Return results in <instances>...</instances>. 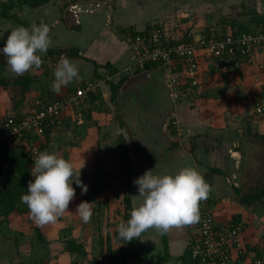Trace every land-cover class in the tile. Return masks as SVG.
I'll use <instances>...</instances> for the list:
<instances>
[{
	"label": "crops",
	"instance_id": "0c3cea01",
	"mask_svg": "<svg viewBox=\"0 0 264 264\" xmlns=\"http://www.w3.org/2000/svg\"><path fill=\"white\" fill-rule=\"evenodd\" d=\"M178 1L78 0L75 4L82 8V13L77 15L80 22L75 23L73 18L71 20L72 13H69L68 21H66L68 24L64 19L63 0H49L38 7L24 5L19 12L18 10L15 12L21 21L28 23V26L41 22L49 26L52 40L50 49L77 47L83 55L91 59L66 57L77 64L79 77L69 86L62 88L63 96L75 94L77 88L83 87L89 80L99 83L96 93L90 96L87 94L88 97L86 96L78 106L71 105L65 110L64 125L50 135L53 140L57 137L60 140L61 134L67 135L63 131L75 124L77 133L74 135L77 139L76 153L79 155L77 158L79 164L82 165L83 160L85 166L98 164L100 171L114 167L116 170H122L123 182L128 181L130 189L135 194L138 188L133 181L147 170L153 169L154 174H169L186 166L197 169L210 187L209 196L215 207L217 223L238 221L237 224L242 225V238L245 243L252 248L251 250L262 255L264 253L263 237L259 238L258 244H252L248 239L252 233H258V230L253 231L251 228L254 222H259L262 230L264 229V204L241 203L233 189V184L241 187L252 183L251 187L255 189L264 183V113L254 112L253 114V106L264 99V54L257 53L252 63L246 64L226 78L207 62L204 67L207 74L204 84L194 88L193 92L186 97L188 100L183 98L181 103L178 101L179 104L171 97L172 88L162 68L140 71L136 69L134 53L127 42L121 39L119 32L133 26L144 29L152 23H160L166 28L170 27V31L167 29L169 34L175 36L177 31L173 30L171 26L173 19L169 17H172L171 13H176L175 10L178 9L176 13L179 15L178 18L186 15L202 16L210 23L207 27L213 33H223L224 28L221 27V30L216 26L222 24L225 18H229L230 8L237 7L243 14L252 11L264 16V0H250L247 3L244 2L245 0ZM218 15L221 16V21L216 25L211 24L212 21H216L215 17ZM186 23L187 21L179 20L175 26V28L181 27L178 33L188 27ZM77 25L78 29H74ZM225 28L228 32V26ZM260 29H262L261 26L258 27V30ZM9 34L10 30L3 33L0 29V47H3ZM48 55V53L42 54V60L49 64L48 61L51 59L50 63L53 65L54 56ZM56 55L58 58V54ZM95 62L99 64L98 69ZM108 63H111V69L105 65ZM0 64L7 66L5 59L1 60ZM41 65L44 66L43 63ZM143 72H148L149 75L141 76ZM123 78L125 82L120 88L117 101L113 102L109 82L117 83ZM131 78H135V81L129 84L128 81ZM3 89L0 85V116L9 111L12 112L11 110L29 114L38 110L46 99L54 98L55 93L52 91V96L48 95V97L42 94L38 96L36 91L31 89L23 102L19 103V108L15 109L16 104L11 102L10 98L8 99ZM136 95L142 98L139 99L141 106L131 105L129 109L121 106L125 99L128 101L129 97H136ZM168 96L172 98V102L176 103L175 105L171 104ZM249 103L252 107H247ZM30 106L34 109L33 111H28ZM124 107L128 113V115L126 113L127 119L133 121L135 128L141 129L140 132L150 124L151 115H158L155 117L156 130L148 139L151 141L149 143L151 150L148 151L156 153L152 155L151 162L149 161L151 154L139 142H136L135 146L140 145L145 150L146 160L145 152H135L127 143L124 148L125 168L120 154L114 153L115 156L118 155L117 158H111L113 155L108 154L115 151L113 142L116 137L114 135L120 133L126 135L127 124L120 118L121 124L117 115H125ZM161 114H164L163 117L165 114H174L172 118L178 119L179 125H186L189 134L185 138L181 137L183 138L181 140L180 136L174 132L177 129L175 125L172 126L174 129L171 127V132L161 130L159 127ZM163 122L166 124L165 121ZM25 144L26 142L23 145ZM11 166V163L6 161L4 167L0 169V179L6 176L4 183L12 175ZM218 170L221 173H217ZM96 182L98 183V180ZM135 199L138 200V196H135ZM27 213H12L7 218L0 214V264H40L41 259L36 249L40 243L45 242L43 237L51 240V234L47 224L36 225ZM37 228L42 231V238ZM157 232L159 234V231ZM168 233L170 251L174 248L173 251L179 253L174 254L175 261L183 262L178 257L187 250L188 241L191 239L189 225L172 228ZM160 234L161 237L157 239V243L153 240L151 243L152 238L144 236V239L147 238V246H156L155 254H153L157 258L156 262L165 261L163 233ZM63 255L62 264H68L71 255L67 252ZM44 261L46 262L44 264L49 262Z\"/></svg>",
	"mask_w": 264,
	"mask_h": 264
},
{
	"label": "rangeland",
	"instance_id": "374dc122",
	"mask_svg": "<svg viewBox=\"0 0 264 264\" xmlns=\"http://www.w3.org/2000/svg\"><path fill=\"white\" fill-rule=\"evenodd\" d=\"M8 1L9 0H0V2H8ZM64 1L65 0H63V3H65ZM249 1L250 0H245L244 2L247 3ZM178 2H180V0ZM74 5L77 4H73V6ZM234 9L235 10L233 11V9L230 8L228 14L229 18H225L223 20V23L220 24L221 26L220 25L216 26L219 29H221V27L222 29L224 28L223 33L227 32L226 31L227 28H225V26H228V32H232V28L230 25V22H232V20L247 22L251 28H257L254 22L255 18L257 17L255 13L251 11L249 13L246 12V14H242L241 11H238L237 7H235ZM17 10L19 12L21 8L20 9L16 8L12 10L11 13L16 15L15 12ZM68 10L70 14L72 13V15H70L71 20L73 18L75 23H77L76 14L79 15L80 13H82V8L77 5V7L75 8L71 6ZM74 11H76V13ZM177 11L175 10L176 13ZM176 13L172 12L171 13L172 17L169 18L173 19V25L171 26H173L174 31H177L176 33L177 38H181L185 30L183 29L181 33H178L181 27L175 28V26L181 19L182 22L187 21L188 25L192 24L195 27L199 26L197 27L199 31L209 29V27L207 26L210 23H208L205 20V18H203L202 16L197 17V15H190V16L186 15L185 17L178 18L179 15ZM215 18L216 21L211 22V24L213 25H216L218 24L217 22L221 21V16L218 15ZM19 20L20 19H15V18H12L10 20H5L3 19V17H0L1 31L6 25H10L12 27L21 26V22ZM78 21H80V19ZM162 26L164 27L165 31L169 34L168 30L170 31V27L166 28L164 24H162ZM6 34H8V32ZM119 36L121 37L122 35L119 34ZM48 56H54V59H52L54 61L53 65H51L50 63L51 59L48 61L49 64H47L44 60H42L44 66L41 65L39 68H33L25 73L31 75L34 78L31 89L36 91V94L38 96L42 94V96L48 97V95L52 94L51 84L53 82L52 80H54V74H53L54 69L58 61L62 57H65L62 55H58V58H56L57 55H48ZM3 59H5L4 56L0 54V61ZM16 77L17 75H15L10 71L8 65L3 66V64L2 65L0 64V80L3 78H6L8 80H13ZM0 85H1V89H3L4 87L3 90L6 92L7 97L8 99L10 98L11 102H13V98H12L13 95L19 97L20 95L19 87L13 85H10L9 87H5L2 86L1 83ZM55 95L58 94L54 93V96ZM60 95H63L62 91ZM168 97L169 100H171L170 101L171 104L175 105L176 103L172 102V98L170 96ZM129 99L130 100L128 101L125 99V102L121 103L122 104L121 106H126L127 109H129L131 105L141 106L140 105L141 100L139 99L142 98L139 95H136V97L135 96L129 97ZM183 100L184 99H182V101ZM182 101L180 100L179 102L181 103ZM249 106L252 107L250 103L247 104V107ZM126 107H124L123 109L124 111ZM256 108H257V104L253 106V110H254L253 114H255L254 112L258 114ZM31 110L33 111L34 109L30 106L28 111ZM8 113H10V111ZM126 113L127 112L125 111V115L122 114V116L121 114H117L118 117H121V119L127 124L128 128H126L127 130L126 135L121 133L119 135H114V137H116L113 142L115 151L108 152V154L113 155L111 156V158L113 157L117 158L118 155L120 154L121 157L120 159L123 162L124 168L126 167L124 165V162H126L125 160L126 152L124 150L126 143L128 144V146L133 147L135 152H139V151L141 152L140 145L144 147L147 151L151 150V145L149 144L151 143V141L150 140L148 141V139L150 138V134H153L154 131L156 130L157 122L155 121V117L158 116L154 114L151 115L152 120L150 121V124L146 129L140 132L141 129L135 128L136 126L135 123L133 121L131 122L130 119H127ZM163 115L164 114H161L162 119L159 125L161 130H166L167 133L171 132V127L175 125L177 129H175L174 132H176V134L180 136V138L183 136H184L183 138H185V136L189 134V131L187 129L188 127L186 125H184L182 122L181 123L183 125H179V123H177L178 119L172 118L174 114H165V117L169 116L170 118L167 117L165 118L163 117ZM163 121H165L166 124H164ZM173 121H175L176 124H173ZM172 128L174 129V127ZM63 132L67 133V135L62 136L61 134L60 140L59 137H57V139L54 140L52 139L53 137L50 138V143L47 144L48 146L47 151L58 152L64 158L71 160L74 163V165L77 168H79L80 166L83 165V162L85 161L80 160L82 162V165H80L79 161L77 160L79 155H77L76 153L77 139L75 138L76 136L74 134L77 133V131L75 130V124L71 128L65 129ZM141 133H145V134L142 135ZM41 138L46 139V137H41ZM41 138L34 137L31 135L27 138V141H25L26 142L25 146L27 148H30L31 146H33L32 144L40 145L43 142H45ZM183 138H181V140ZM136 142H139L140 144L137 147L135 146ZM132 144L134 146H132ZM114 153H117L118 155L115 156ZM151 153L152 155L156 154L155 151H151ZM144 156L146 160L147 159L146 152L144 153ZM121 171L118 169L116 170L115 167L113 169L108 170L107 168L100 171L98 164L91 166L84 165V167L81 169V179L85 184L88 185V190L86 193L82 194L81 188L76 187V185L73 184V186L76 188V195L69 204V210H67L61 217H59L55 223L47 224L49 228L48 231H50L49 233L51 234L50 235L51 240H49L48 238V240H45L44 243L42 242L40 243V245L38 244L39 246L37 247L36 252L39 253L38 255L39 258L41 259L40 264L46 263L44 260L49 261L47 262V264H62V259L64 258L63 254H65L66 246H67V243L65 241H67L69 238H76L78 243L83 246L84 253L75 254L74 256L71 255V259H69L68 264H163L162 262H156L157 258H155V256L153 255L155 254L154 251L156 246H150V245L147 246L146 244L147 238L144 239L145 235L150 236L152 238L150 242L153 240L155 243H157V239L161 237L160 234L161 232L157 234L158 233L157 230H155L154 228H150L146 230L144 233H142L139 238L133 239L130 242H127L126 240H123L118 236L117 227L121 222H126L130 218V212L133 209V205H134L133 203L137 200L135 199V196H137L138 194V192L137 194H135V192L130 189V185L128 181L123 182ZM126 171L127 170L125 169V173ZM96 180H98V183L96 182ZM251 184L252 183L249 184L247 183L246 185L241 187L244 191L249 192L250 190H252ZM257 188L263 189L264 183L258 185ZM209 194L210 192L208 193L206 200L209 204V207H211L212 211L215 212V207L212 202L211 196H209ZM82 201H88L91 203L90 206L92 209V216L88 223H84L79 217V215L76 212H74L77 205ZM27 214H29V212ZM254 224H256V226H254ZM251 228H253V231L258 230L257 231L258 233H252L250 235V239H248L249 242H251L252 244H258V242L260 241L259 238L262 237H263L262 240H264V229L262 230L259 222L258 223L254 222L253 227ZM198 229H199L198 222L189 225V232H190L189 235L191 240L194 237V235L197 233ZM64 238H66V240H64ZM53 239H57V241H53ZM243 243L245 245V248L249 246L247 243H245L244 240ZM173 249H171L170 251L172 256L170 257L169 261L164 264H183V262L175 261L176 256L174 254H179V253L173 251ZM245 252H247V248ZM247 255H249V257H254L255 255H257V252L250 249V252ZM262 255H264V253H262Z\"/></svg>",
	"mask_w": 264,
	"mask_h": 264
},
{
	"label": "clouds",
	"instance_id": "9594fccd",
	"mask_svg": "<svg viewBox=\"0 0 264 264\" xmlns=\"http://www.w3.org/2000/svg\"><path fill=\"white\" fill-rule=\"evenodd\" d=\"M10 30L0 54L5 58L10 71L21 76L42 64V54L52 45L49 26L43 22L30 26H4ZM51 90L60 94L79 77L77 64L62 57L55 69ZM32 176L27 192L21 196L34 223L43 226L55 223L67 210L76 195V187L82 194L88 185L81 179L82 166L74 163L55 151H41L33 157ZM138 188V200L134 202L130 218L117 227L118 236L127 242L137 239L150 228L167 233L172 228L197 223L199 202L206 199L210 187L204 176L193 167H181L174 173L154 174L153 169L134 179ZM91 203L82 201L76 212L84 223L92 216Z\"/></svg>",
	"mask_w": 264,
	"mask_h": 264
},
{
	"label": "built area",
	"instance_id": "2783aa9c",
	"mask_svg": "<svg viewBox=\"0 0 264 264\" xmlns=\"http://www.w3.org/2000/svg\"><path fill=\"white\" fill-rule=\"evenodd\" d=\"M78 20L77 17V23L80 22ZM162 27L153 25L149 29L139 30L136 35L128 33L125 40L136 56V66L143 67L152 62L163 64L172 88L171 97L176 101L188 97L194 88L199 87V72L206 58L223 76H229L252 63L257 53L264 54V29L253 33L229 32L207 37L190 24L187 39L171 44ZM98 87L97 81L89 82L86 87L77 88L75 94H68L66 103L58 101L33 111L25 115L21 123H16L13 117L4 122L0 121L1 153L5 155L1 143L17 142L19 137L26 135H42L47 120L54 122L69 106H78L89 90L96 91ZM256 110L259 114L264 113V99L257 105ZM199 216V229L192 240L190 239V250L194 259L200 258L203 264H264V256L249 257L245 252L241 224L217 223L206 199L199 202Z\"/></svg>",
	"mask_w": 264,
	"mask_h": 264
},
{
	"label": "trees",
	"instance_id": "16d2710c",
	"mask_svg": "<svg viewBox=\"0 0 264 264\" xmlns=\"http://www.w3.org/2000/svg\"><path fill=\"white\" fill-rule=\"evenodd\" d=\"M48 1L49 0H9L8 2H0V17L6 18V19L7 18L8 19H12V18L19 19L16 16L17 14L15 15V14L11 13L12 10H14L16 8L20 9L24 5H28L30 7H38V6L44 5ZM76 1H78V0H69V1L66 0V2L64 3L63 8H64V13H65V16H64L65 22L68 21L67 20V14L69 15V13H70L68 9L71 6H73V4L76 3ZM234 8L235 7H232L233 11L235 10ZM241 13L243 14V12H241ZM253 13H255V15H257V17L254 20L257 28H251L247 22H241L238 20L233 21L232 20V22H230V25L232 28V33L233 34H242L245 32L246 33H253V32L258 31V27H260V26L262 27V30H263L264 29V16L258 14L257 12H253ZM244 14H246V12H244ZM19 21L21 22V26H28V23L23 22L21 20H19ZM66 23L68 24V22H66ZM153 25H157V26L162 27V24H160V23H152L149 26H147L146 28L149 29ZM186 26H187V23H186ZM189 26L190 25H188V27L184 28L185 29L184 34L181 38H177L176 35L172 36V35L167 33V35L169 37L168 42L171 44H174V43L186 40L187 39V29L189 28ZM197 27H196V29L199 30ZM76 28L78 29V25L74 26V29H76ZM128 33H131L132 35H136L139 33V29L133 26V27L121 30L119 32V34L122 35L121 39L125 40V37H126V35H128ZM201 33L206 35L207 37H211L213 34H222L223 35V34H226L227 32L226 33L225 32L224 33H219V32L213 33V31L211 29L210 30L207 29V30H201ZM47 53L49 55L58 54V55L70 57L73 59L85 58L86 60H91V59L87 58L85 55H83L81 53L80 49L77 47H69V48H65V49H54V50L49 48ZM207 62H209V60L207 58L205 60H203V62H202L201 69L199 72V76H200V82H199L200 85L199 86L203 85L206 78H207V74H205V70H204L205 64ZM95 65H96V68L98 69L99 64H97L95 62ZM105 65L107 67H110V69L112 68L111 63L105 64ZM135 66H136V56H135ZM158 67L162 68V70H164L163 64H161L160 62L147 63L143 67L136 66V69L139 71L140 70H152L153 68H158ZM237 71L233 72L232 74L236 73ZM229 76H224V77L226 78ZM33 81H34V78L29 74L17 76L13 80H8L6 78H3L0 80V83L5 87H9L10 85H13V86H17L20 88L19 97L18 96L16 97V95L12 96L13 102H14V104H16L15 109L19 108V103H22L23 99H25L27 93H29L31 91V84ZM92 81L93 80L87 81V83H85V85L83 87H86L88 85V83L92 82ZM124 82H125V78L120 79L119 82H117V83L113 82V81L109 82L111 85V89H112V101L113 102L117 101V96H118L120 88L124 84ZM98 89H99V87H98ZM98 89L96 91L89 90L87 93L88 96L92 95L93 93H96L98 91ZM70 94H72V93H70ZM65 95L66 94H64V96L58 94V95H55L54 98H52L50 100L46 99L45 102L42 103L41 107L38 110L42 109L43 107H46L49 104H53V103L58 102V101L66 103V100H65L66 96ZM16 98H17V100H16ZM260 102H261V100H260ZM65 105L68 106V104H65ZM11 111L12 112H10L8 114L6 112L2 116H0V121L4 122L6 119L13 117L14 121L16 123L17 122L21 123V122H23L25 115H27L24 113H18L17 110H11ZM121 116H122V114H121ZM65 117H66V114L61 113V115L59 117H57V119H55L54 122H52L50 119L46 121L45 132L40 136L38 134H35V136H34V137H40V138L46 137V139L41 138L45 142H43L40 145L39 144L38 145L32 144L33 146H31L30 148L27 149L26 146L23 145V143L25 141H27V138H28L27 135L23 136V137H19L17 142H13V143L3 142V143H1V147L4 148L3 150L5 152V155H3L1 153L3 151H0V169H2L4 167V164L6 161H9L12 165L11 166L12 167V175L9 176L6 180V182L2 185H1L2 180L0 179V214L2 216H4L5 218L9 217L10 214H12V213L19 214V213L29 212L27 205L21 203L20 198L23 194H25L27 192L28 182L30 180L34 179V177L32 176V173H31L32 167L34 164L33 157L35 155H37L39 152L47 150V147H48L47 144L50 143V138H51L50 134H52L54 131H56L57 128L64 125ZM118 118L122 124V120H120L121 117H118ZM140 150H141V152H145V150H143L142 148H140ZM149 154H151L149 157V161L151 162L152 161L151 158L153 156H152L151 152H149ZM217 173H221V171L218 170ZM233 189L236 192V194L239 196V201L241 203L253 204V203L261 202L264 204V202H263L264 188L263 189L255 188V189L250 190L249 192H246L241 187H238L235 184H233ZM215 218H216V216H215ZM233 223L235 225H237L238 221H235ZM37 232H38L39 236L42 238L43 237L42 231L39 228H37ZM43 240H46V238L43 237ZM64 240H66V238ZM168 240L169 239H168L167 233H163V242L165 245V261L162 262L163 264L168 262L170 257H171L170 245H169ZM53 241H55V239H53ZM65 242L67 243L65 252H67L69 255L74 256L75 254L84 253L83 246L78 243L76 238H69ZM246 248H247L246 253L248 254L250 252V249H252V248L248 247V246ZM255 256L262 257L264 255L257 254ZM178 259L182 260L184 264H203L204 263L200 258L194 259L192 257V252L190 250V240L188 241L187 250L181 256H179Z\"/></svg>",
	"mask_w": 264,
	"mask_h": 264
},
{
	"label": "water",
	"instance_id": "95a60500",
	"mask_svg": "<svg viewBox=\"0 0 264 264\" xmlns=\"http://www.w3.org/2000/svg\"><path fill=\"white\" fill-rule=\"evenodd\" d=\"M146 74L149 75L148 72H146V73L143 72L141 76H143V75L146 76ZM138 78H139V77H138ZM138 78H137V79H138ZM134 79H135V78H131V79L128 81V83H129V84L132 83L133 81H135ZM5 177H6V176H4L3 179H2V184H4V178H5Z\"/></svg>",
	"mask_w": 264,
	"mask_h": 264
}]
</instances>
